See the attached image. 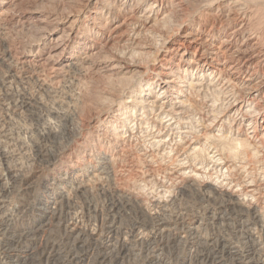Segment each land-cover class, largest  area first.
Wrapping results in <instances>:
<instances>
[{"label":"rangeland","instance_id":"rangeland-1","mask_svg":"<svg viewBox=\"0 0 264 264\" xmlns=\"http://www.w3.org/2000/svg\"><path fill=\"white\" fill-rule=\"evenodd\" d=\"M85 1L13 0L8 6V3H0V9L3 6L9 8L2 19L0 57L5 53L11 55L6 56L11 58L10 61L0 64V75L8 69L5 63L14 64L13 68L19 70L21 68L18 66L21 64L17 62L31 60V64H36V71L45 81L44 91H37L33 79L30 82L26 79L14 80L9 91L4 88L0 90V102L6 98L16 104L25 91H30L41 101L44 100L47 107H57L61 100L70 102L64 108H67L68 116H75L72 121L66 117L63 121L56 116H47L44 108L34 116L24 111L13 115L15 122L13 121L12 126L14 132L20 133L21 142L4 146L0 152H6L4 160H0V173L3 174V181H0V193L3 196L0 194V198L4 201L0 210V263L12 264L10 260L16 254L20 255V260L15 264L259 263V255L264 254V226L249 215H241L238 209L222 202L207 189V185L214 183L226 191L236 193L246 206L253 205L264 209V142L257 145L255 150L247 146L235 152L236 154H231L221 151L218 141L206 140L204 136L205 133L217 132L221 120L233 113L234 108L228 111L226 104L224 105L228 99L222 90L227 84L221 88L226 73L222 72L219 80H216L215 75L214 84L218 89L211 86L207 93H190L195 102L193 100L192 106L183 110L186 115L190 113L188 109L203 113L211 109V114L219 112V118L216 119L218 123L214 127L207 129L203 127V123L207 124L211 118L200 122L197 119L200 114H195V123L202 124V128L199 131L196 127L190 128L193 134L186 141L179 140L178 134L174 133V138L168 140V145H157L151 143L153 135L148 129H136V125L133 126L134 132L129 134L133 129V119L141 111L136 107L137 114L128 109L126 115H122L121 108L132 97L130 94L137 93L140 84L144 86L145 81L148 82L151 78L164 79L166 73H173L175 81L178 78H188L183 75V71L176 69V64L184 65L182 60L187 61L194 50L190 43L193 36H185L190 31L187 28L195 30L198 28L196 21H199L205 36L210 24L219 27L222 22V13L218 9L220 3H226L230 9L236 3V7L240 9L241 16L233 15L232 18H235L225 24L229 28L226 32L233 25L234 28L238 25L242 35L237 38L236 43H240L245 39L244 36L250 34L246 38L251 43L256 39L262 42L259 47L262 49H258V52L263 54L264 0H187L192 2H188V6H183L181 0H156L157 7L153 6L151 13L146 8L153 0ZM172 2L174 3L171 4ZM161 3L164 5L163 10L159 6ZM180 11L182 16L178 14ZM204 19L207 21L205 24ZM117 24L118 28L115 27ZM53 29L57 30L50 36ZM96 30L99 36L93 35ZM47 36L52 37L51 42L66 47L62 59L59 58L60 48L54 54L51 53L52 57H48V49L44 48L45 53L37 57L30 56L40 49ZM219 40L215 41L216 45H219ZM80 42H87L91 48L85 49L81 45L79 49ZM73 49L77 56L84 50L92 54L89 63L83 64L82 71L66 69L57 63H65L68 58L65 59L64 56L69 55L67 51ZM44 55L48 57L47 60ZM115 61L126 67L130 63L131 66H128L129 69L107 71L111 62ZM213 65L220 68L217 64ZM23 69L31 68L27 64ZM17 70L18 74L20 71ZM26 75L23 74L24 77ZM179 75L182 76L177 77ZM231 80V84L237 82L236 85L240 88L233 75ZM204 81L202 83H206ZM178 84L182 86L184 83ZM178 84L174 86L175 90L180 87ZM237 87L235 86L238 90ZM181 89L183 95H188L186 88ZM171 94L166 99L174 101L176 93ZM153 98L154 94L149 97ZM251 102L246 110H253L248 118L257 119L258 139L260 133L264 132V90H259ZM156 111L145 114L151 119L150 116ZM7 113L9 114L0 105V122L5 121ZM120 117L126 120V125L121 131H117L118 138H114V131L109 125L112 122L124 123ZM242 122L240 125L236 122L231 129L234 134L241 132L238 137L246 138L252 121L246 122L244 119ZM47 125L52 126L51 131ZM153 125L154 129L158 127L153 123L150 126ZM223 129L218 132L227 134L229 125L225 124ZM62 132L71 135L62 136ZM124 134L126 139L121 140ZM168 134L170 133L164 130L161 138L169 139ZM248 136L256 137L254 133ZM1 140L4 139L0 138V142ZM189 144L204 148L201 153L194 155L195 159L192 155V158L185 160V165H180V159L185 157L181 155V151L187 149ZM104 149L109 150L108 158L112 159L116 169L111 172V178L103 179L99 183L88 181L84 191L77 190L70 183L69 175L87 179V175L94 171L90 162L98 151ZM33 150L47 151L50 154L49 161L34 157ZM252 151L256 152V157ZM212 154L228 161L224 165L230 168L228 173L224 172V166L221 168V165L213 164L210 159ZM201 161L203 164H200ZM200 165L206 167L201 169ZM197 168L199 169L196 170ZM7 170L11 172L9 175L16 174L17 184L9 179ZM191 170L197 172L198 186L193 190H182L177 181L178 177L189 175ZM181 172L185 173L180 174ZM223 172L226 177L222 176ZM4 182L6 186H1ZM59 191L64 192L69 204L65 205L64 200L60 207L57 205L54 215L42 212L39 209L42 199L47 195L55 196ZM122 195L135 199L138 202L137 207L128 205ZM126 203L127 206L124 205ZM157 218L164 219L168 225L167 230H160L156 225ZM134 225H138V228L135 229ZM74 226L77 230L71 231ZM248 231L253 233L252 240L247 237ZM10 244L12 255L7 256L6 248Z\"/></svg>","mask_w":264,"mask_h":264},{"label":"bare ground","instance_id":"bare-ground-1","mask_svg":"<svg viewBox=\"0 0 264 264\" xmlns=\"http://www.w3.org/2000/svg\"><path fill=\"white\" fill-rule=\"evenodd\" d=\"M11 1H13V0H10V1L3 0L0 3L1 4L2 3H8L7 4V6H8V5H11L10 4ZM86 1L88 2L90 0H86ZM156 2H157L156 0H153V2L150 3V6L146 8L147 11H149L151 13V11L153 9V6L157 7ZM174 2H172L171 4H173ZM180 2L183 3V6H184V5H187V3L190 2V1L181 0ZM122 3H125V1H123ZM190 3H192V2H190ZM235 4L232 5L234 8L230 9V8L227 7L226 3H222V4L220 3L218 9L221 10V13H222V15H221L222 16L221 17L222 18V22L219 25V27H215L213 25V23L210 24V29L206 32L205 36H203V34H202L203 27H201V25L199 24V21H196V24H198V28H196L195 30H191V27L187 28L190 31L186 32L185 36H187V37L193 36V39L191 40L190 43L192 44V47L194 48V50H193V53L190 54V58L189 59L187 58V61H186V59L182 60V62L184 61V65H180L179 63L176 64V69H178L180 71H183V73H184L183 75L184 76H188L187 79H185V80L180 79L179 80V78H178V80L175 81V78H173L174 75H172L173 73L164 74L165 75L164 79H159L157 77L151 78L150 80H148V82L145 81L144 86L143 85L141 86V84H140V86L138 87V92L134 93V94H130L132 97L126 100V102H125L126 104L122 105V108H121V110L123 112L122 115H126V112L128 111V109H131V111L133 113L137 114L135 112V108L136 107L141 111V112H138V114H137L138 117L133 119L131 127L133 128V126L136 125V127H135L136 129H141V128H144L146 130L148 129V132L151 133V135H153L152 138H151L152 139L151 143L154 142L157 145H159L158 143H161L163 146H166V145H168V140H170L171 138H174L173 137L174 133L178 134L177 137L179 138V140H182V141L185 140L186 141V138L193 134V132H192V130L190 128L196 127V129L198 131H199L200 128H202L201 127L202 124L201 125H197L198 123H195L196 122V120H194L195 114H200V115H198V118H197L200 122H205V121H207V120H209L211 118V120L207 124L203 123V125H204L203 127L207 128V129H211V127H214L218 123V122H216V119L219 118V115H217L219 112L217 113L215 111L216 114H211V109L207 110L204 113L203 112H197V111L193 112L192 110L188 109V111H190V113L188 115H186L183 110L187 109V106L188 107L192 106V101L194 99L191 98V94L190 93L197 94V95H199L200 93L201 94L202 93H207V91H210L209 88L211 86L215 90L218 89V88H216V85L214 84V78H215V75H216V80H219V77H221L220 74L222 72L226 73V76H227V77L224 76L223 77L224 79L221 82V84H222L221 88L225 87V85L227 84V86L222 90V92L226 96V99H228L226 101V103H224V105L226 104L225 108H228V111H230L233 108H234V110H233V113L232 114H228L226 118H224L222 120L218 119V121L221 120V122H220V124H218L217 132L205 133L204 134L205 139L206 140H211V141L212 140L218 141L219 142L218 144L221 147V151L225 150V151H227L228 153H231V154H234L235 152L237 153L238 150L243 149V148H245L247 146L253 148L252 150H255L254 148L257 147V145H259L260 143L264 142V132L260 133V136H259L258 139H257V136H256V134H257V119H256V117H254L253 120H252V118H248V117H251V113H253L252 112L253 110H250V109L246 110V108L249 106V103H252L251 101H253L254 98L258 95L259 90H264V53L260 54L258 52V51H260L262 49V48H259L260 47V43H262V42H258L259 40L256 41L257 40L256 39L254 42L251 43L249 41L250 39L246 38V37L250 36V34H249L248 36H244L243 35L245 37V39L242 38L243 40H241L240 43H236L237 42L236 41L237 38L240 35H242L240 33L241 27H237L238 25L235 26V28H234V25H233V28L230 27L231 28L230 31L226 32L227 30H229V28H226L225 24L228 23V21H232L231 19L235 18V17L232 18V16L233 15L234 16H238V15L241 16L240 9L237 8L236 7L237 5H235ZM160 5L162 7L161 10H163V8H164L163 6L164 5H162V3L159 4V6ZM178 6H179V4H178ZM11 7H13V6H11ZM7 10H9V8L6 9V8H4V6L1 7V9H0V34H1V30H2V19H3L4 14L7 13ZM108 13H109V11H108ZM181 13H182L181 11L178 12V14H180L182 16L183 13L182 14ZM206 19L203 20L204 24L207 22ZM236 19H239V17L238 18L236 17ZM138 20H139V18H138ZM47 21H49V20H47ZM54 24H55V22H54ZM51 26H50V28H51ZM115 27L118 28L119 24H117ZM242 27H243V25H242ZM56 30L53 29L52 32L50 33V36H52L53 35L52 33H54V31H56ZM41 31H43V29ZM93 35L94 36H96V35L99 36V32L97 30L93 31ZM50 36H47L46 38H44L42 44L40 43L41 44L40 49H38L37 51L33 52L30 56L37 57L41 53H45V51H43V48H44V49H48V52H47L48 53V57H52L53 54H54L53 52L60 48L61 49V52H60L61 56L59 58L62 59V55H63L64 51L66 50V47L65 46H63V47L60 46L61 44L53 43V41L51 42L52 37H50ZM119 37H120V34H119ZM218 39H220L219 40V45H216L217 43L215 44V41H217ZM59 41H58V43H59ZM131 44H132V42H131ZM81 45H83V47L85 49H90L91 48V46L87 45V42H83V43L80 42V46L78 47L79 49H81ZM262 46L263 45H261V47ZM258 49H260V50H258ZM262 51H264V49ZM51 53H53V54H51ZM67 53L69 55L64 56L65 59L68 58L67 61H64L65 63H63V64H62L61 61H57V63H60V65H62L66 69H73L74 71H80L82 68H84L83 64L89 63L88 61L90 60V57L92 56L90 51H85V50L80 56L76 55L77 53H76L75 49L69 50V51H67ZM6 56H10L11 57V55H8V54L5 53L2 57H0V64L11 60L10 57L7 58ZM28 56H29V54H28ZM46 57L47 56H45V58ZM54 57H53V59H54ZM47 58H46V60H47ZM32 59H34V58H32ZM103 60H105V59H103ZM44 61H45V59H44ZM42 62H40V63H42ZM17 64H21V66H18L21 69H23V67L28 64V67L31 68V69L30 70H24L23 69V72H22L21 69H19V70L14 69L13 68L14 64H10V63L6 64L5 63V65L8 66L7 67L8 69L6 70V68H5L6 71L3 69L2 71H5V73L0 75V90L2 88H4L5 91H9L11 89V85L14 82V80L18 81V80L26 79V81L28 82L29 80L33 79V81H34V83H35V85L37 87L36 90L37 91L38 90L44 91V88H45L44 82L45 81L43 79H41V77L38 74V71H36V67H37L36 64H31V60H28L27 62L26 61L23 62V60L22 61L20 60L19 62H17ZM213 64H217V66L219 65L220 68H215ZM193 65H194V68L192 67ZM128 66H131V64L128 63V65L126 67V66L121 65L119 62L116 63V61H115V63L111 62V66H110V68H107V71L111 70V69H118V68H121V69L127 68V69H129L130 67H128ZM214 68H215V70H214ZM226 69H228L227 70L228 72H226ZM16 70L20 71V72H18V74H17ZM53 70H54V67H53ZM57 73H58V71H57ZM59 73H61L60 70H59ZM23 74H27V75L24 77ZM196 75H197V77H196ZM232 75L239 82L238 86H240V88L237 87V85H236L237 82H235L234 84H231L233 82L231 80V76ZM156 76H157V74H156ZM180 76H182V75H179L177 77H180ZM181 78H183V77H181ZM204 80H206V83H202ZM50 82H47V83H50ZM177 82L178 83L179 82H183L184 84L181 86ZM160 83H163L164 85L161 86ZM57 84H59V83H57ZM177 84L180 87L175 90L174 86L177 85ZM235 86L238 88V90L235 88ZM183 87L186 88L185 90L188 92V95H183L182 89H181ZM19 88H21V87H19ZM36 90L34 89V91H36ZM173 92L176 93V96H177L176 98H173L175 100L174 101L167 100L166 97L168 95H172L171 93H173ZM152 94H154V98L153 99H149V97H151ZM144 96H146V97H144ZM8 97L10 98V96H8ZM64 98H65V96H64ZM72 99L73 98H71V100ZM43 101L44 100L41 101L40 98L37 95L31 94L30 91H25L22 94V97L19 100V102L16 103V104H12L13 102L7 101L6 98L2 99V101L0 102V105L2 106L3 109H5L7 112H9V114L8 113L6 114L7 116L4 119L5 121L3 120L4 122H2V121H1L2 123L0 122V138L4 139L3 141L1 140V142H0V152L3 151L1 148L4 147V146H9V145H12L14 143L21 142L20 133L19 132H14L15 130H14L13 126H12L13 125V121L15 122V120L13 119V115H15L17 112L20 113V112L24 111V112H28L31 116H34V115H38V112L42 108H44L46 110V112H47V114H46L47 116H51V117L56 116V117L61 118L62 120H63L64 117H66V118H68L69 121L74 120V118H75L74 115H71V116L67 115V110H66L67 108L66 107H67V105H69L70 102L66 103L67 101L65 102V101L61 100V102L58 103L57 107H47V105L44 104L45 102L43 103ZM51 102H52V100H51ZM187 102H189V103H187ZM194 102H195V100H194ZM64 106H66L65 107L66 109L64 108ZM210 106H213V104L210 105ZM235 106H236V108H235ZM243 109H245L244 112H243ZM155 110H157V111H156V113H154L153 115L150 116L151 119L147 118V114H145V113H147L149 111L150 112L151 111H155ZM218 111H219V109H218ZM212 113H213V111H212ZM119 119L124 121V123L112 122L109 125L110 128L112 126L111 130L114 131V133L112 132V135L114 136V138H118L117 131H121V129H123L125 127V125H126V120H124L123 117H120ZM244 119L246 120V122L247 121L248 122L252 121V122H251L250 131L247 132V133L245 132L246 133V135H245L246 138H241V137H238L239 136L238 134H239L240 131H237V132L235 131L236 134H234V133H232V129L231 128H232L233 124L235 125L236 122H238V125L243 124L242 120H244ZM263 121H264V119H263ZM152 123L158 125V127L154 129L155 125H153L152 127L150 126ZM225 124L229 125L228 133L227 134L219 133L218 131L222 130L224 128ZM17 126H21V125L17 124ZM50 127H52V126L51 125L48 126L49 131H51ZM19 130H20V128H19ZM164 130H165V132L168 131V133H170V134H168V136H170V138L167 139V140H165L164 138H161V135L164 133ZM223 130H225V129H223ZM133 132H134V128L132 129V131L129 134H132ZM50 133L51 132H48V134H50ZM250 133H254V135L256 137L253 138L252 136H248ZM240 134H241V132H240ZM61 135L62 136L65 135L66 137H69L71 134L62 132ZM250 137H252V138L250 139ZM120 139L121 140H125L126 139V135L124 134L123 136H121ZM254 145H256V146H254ZM23 147H24V145L21 148H23ZM26 148H27V146H26ZM203 148H199V147H197L194 144L193 145L189 144L187 149H182L183 151H181V155H185V157H183V159H180L181 160L180 161V165H185L184 164V163H186L185 160H188V159L192 158V155H193V159H195L194 155H196V153L202 151ZM101 149H102V147H101ZM247 149H245V150H247ZM107 152H109L108 149H104V151L100 150V151L97 152L95 158L90 162V167L94 171L87 175L88 176L87 179L78 178L77 175L76 176H72V174L69 175V177L71 178L70 183L73 184V187H77V190H79V191H84L85 187L87 186V182L88 181L99 183L103 179H108L109 180L111 178V172L113 173V171H115L116 169L113 166L112 159L110 158L111 159L110 160L108 158ZM252 152H254V151H252ZM4 153H6V152H4ZM4 153H2V154L0 153V160L1 161H3L4 158L6 157V155ZM255 153L256 152H254L252 154L255 155ZM49 155L50 154H48L47 151L45 152V151L33 150V156L37 157L38 159H40V158L44 159L45 158L44 159L45 161H49ZM219 155H221V154H219ZM210 157H211L210 159L212 160L213 164H215L216 166L221 165V168H222V166H224L228 162L227 160L224 159V157H220V156L216 157L213 154ZM255 157H256V155H255ZM200 164H203V162L201 161ZM204 166L200 165L199 168L202 169V168H204ZM70 167H71V165H70ZM181 168H184V166L183 167L181 166ZM199 168H197L196 170H198ZM221 168L219 169L220 171H221ZM224 169H225L224 172L228 173V170L230 168H228V166H224ZM189 172H191L189 175H181L180 177H178L177 181L181 185L180 188L182 190H187V191L188 190H193V189H195L196 186H198L197 185L198 182L196 180V178L198 177L197 172H195L193 170H191ZM224 172L222 173L223 177L225 176ZM7 173H8V175L11 174V172H9L8 170H7ZM184 173L185 172H181L180 174H184ZM218 173H219V171H218ZM1 175H3V174L0 173V181H3ZM16 177L17 176H16L15 173H13L12 175H9V179H11L13 182H15ZM5 183L6 182L2 183L1 186H6ZM7 183L9 184V182H7ZM207 186H208L207 189L210 190L211 192H213V194H215V196L217 198H220L222 202H226L229 206H232L233 208L238 209V211H239V213L241 215H249L252 219H254L255 221L261 223L264 226V209H259L258 207L253 206V205L246 206L243 203V199L241 197L235 195L236 193L233 194V193H231L229 191H226L225 189L220 188L219 186H217L214 183H210V185H207ZM249 186H252V184H249ZM252 192H253V190L251 189V193ZM121 197L124 199L125 202L128 203V205H132V206L135 207L137 205V203H138L135 199H132V197L129 196V195H122ZM64 200H65V203H66V204L64 203L65 205L69 204V202L67 201V196L64 194V192H60L59 191L57 193V195H55V196L47 195V196H45V198L42 199L43 203H40L39 209L42 210V212H44L46 214L54 215V214H56L55 213L56 212V206L59 205V207H60V205L62 204V202ZM3 202L4 201L2 200V197H1L0 198V204H1L0 205V210L3 207V205H2V204H4ZM127 203L124 204V205L127 206ZM118 207H120V206H118ZM113 210L114 209H112V211ZM51 218L53 219V217H51ZM156 225L160 228L161 231L167 230V226L168 225L164 221V219H161V218L158 219L157 218V224ZM136 226H138V225H134L135 229L138 228ZM73 230L74 231L77 230V227L76 226L72 227L71 231H73ZM247 237L250 240H252L254 238L253 233H251V231L250 232L248 231ZM6 250H7V256H11L12 255L11 254V252H12L11 244L7 246ZM259 256H261V259H260L259 263L257 261V264H264V254L259 255ZM19 258H20V255L16 254L14 256V259H11L10 262L12 264H15V263L19 262V260H20ZM237 261H238V259H237Z\"/></svg>","mask_w":264,"mask_h":264}]
</instances>
